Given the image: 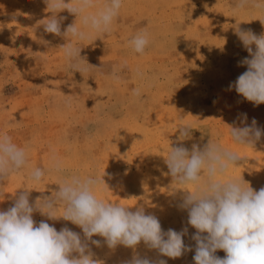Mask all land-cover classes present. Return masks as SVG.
Segmentation results:
<instances>
[{
	"label": "rangeland",
	"instance_id": "obj_1",
	"mask_svg": "<svg viewBox=\"0 0 264 264\" xmlns=\"http://www.w3.org/2000/svg\"><path fill=\"white\" fill-rule=\"evenodd\" d=\"M235 3L124 0L110 34L92 33L77 42L46 34L38 25L49 15L43 0H0V133L29 146L33 167L47 168L55 155L66 176L102 178L106 173L110 189L99 191L100 198L128 207L142 205L158 216L164 230L179 231L186 225L187 212L175 204L180 191L192 190L172 183L167 174L164 159L172 142L191 148L193 143L213 141L231 149L242 160L228 176H243L259 190L264 187V135L255 148L238 146L231 141L228 125L239 113H247L249 124L255 118L264 127V104L253 106L228 85L246 70L238 61L248 56L233 27L240 24L257 35L264 33V13L251 8L234 11ZM59 15L67 17L62 30L75 20L67 10ZM142 29H147L151 42L140 55L128 41ZM68 42L82 48L85 59L79 68L69 66L59 47ZM114 68L118 81L111 75ZM134 89H139V96ZM180 124L192 126L191 139L178 141ZM58 182L56 174L46 175L40 184L26 182L25 173L14 174L0 186V210L11 206L20 188L31 191L34 200L58 190ZM33 219L46 220L57 230L67 225L81 231L38 212ZM188 227L189 235L195 232ZM185 243L195 242L185 237ZM93 250L106 264H120L132 255L123 246ZM139 251H146L142 244ZM193 255L194 251L163 259L167 264H194ZM216 255L223 258L225 253L218 250Z\"/></svg>",
	"mask_w": 264,
	"mask_h": 264
},
{
	"label": "clouds",
	"instance_id": "obj_2",
	"mask_svg": "<svg viewBox=\"0 0 264 264\" xmlns=\"http://www.w3.org/2000/svg\"><path fill=\"white\" fill-rule=\"evenodd\" d=\"M43 3L49 15L40 19L38 25L44 32L80 42L89 39L92 33L110 34L124 0L102 3L43 0ZM249 8L264 13V0H236L233 5L234 11ZM64 10L74 15L75 20L62 30L67 17L59 14ZM233 28L248 56L238 61V66H246V70L229 83L228 90L234 89L243 100L259 106L264 104V33L257 35L240 24ZM41 42L50 43L43 39ZM150 42L149 32L142 29L128 41V47L143 55ZM59 47L69 66L79 68L85 59L82 48L71 42ZM111 75L114 80L120 79L115 68ZM133 94L139 96V89H134ZM228 126L231 141L238 146L255 148L264 135V127L258 126L255 118L248 123L247 113H239ZM192 130L191 125L180 124L176 130L178 141L191 139ZM29 152V146H20L7 133H0V186L7 184L14 174L25 173L26 182L31 184H40L46 175L56 174L58 190L31 200V191L20 188L12 196L11 206L0 210V264H106L97 257L93 246H106L112 251L119 246L131 249V258L120 264H167L163 257L175 260L193 251L194 264H264V187L256 190L243 176H228L242 158L218 142L208 141L203 146L193 143L191 148L171 143L164 159L167 174L176 185L192 186L191 191H180L175 204L178 210L187 212L186 225L179 231L164 230L158 216L146 212L142 205L128 207L100 198L99 191L110 189L104 179L106 173L102 178L66 176L63 162L55 155L47 168L33 167ZM107 175L114 179L112 174ZM37 212L48 220L70 222L81 231L67 225L57 230L46 220L37 223L33 219ZM188 226L195 229L191 235ZM185 237L194 241V245L186 244ZM141 244L146 249L143 254L139 251ZM218 250L224 251L223 258L216 255ZM148 252H154L155 256Z\"/></svg>",
	"mask_w": 264,
	"mask_h": 264
}]
</instances>
